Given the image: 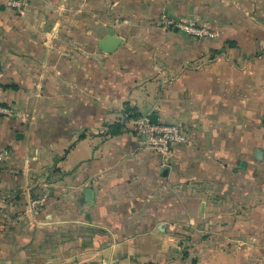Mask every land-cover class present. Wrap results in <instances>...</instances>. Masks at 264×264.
Returning <instances> with one entry per match:
<instances>
[{"label":"crops","instance_id":"obj_1","mask_svg":"<svg viewBox=\"0 0 264 264\" xmlns=\"http://www.w3.org/2000/svg\"><path fill=\"white\" fill-rule=\"evenodd\" d=\"M10 1L0 264H62L66 248L69 264H264V0ZM112 30L122 42L107 52ZM128 106L186 140L167 156L111 134Z\"/></svg>","mask_w":264,"mask_h":264},{"label":"built area","instance_id":"obj_2","mask_svg":"<svg viewBox=\"0 0 264 264\" xmlns=\"http://www.w3.org/2000/svg\"><path fill=\"white\" fill-rule=\"evenodd\" d=\"M22 0H11L10 4L21 7ZM184 29L195 35H213L206 26L200 27L193 23L183 25ZM0 114L12 115L13 110L0 105ZM130 130L138 138L141 145L150 147L164 155H171L172 147L177 142L186 140L182 127L175 123H151L146 116L131 120ZM3 155L0 154V158Z\"/></svg>","mask_w":264,"mask_h":264},{"label":"rangeland","instance_id":"obj_3","mask_svg":"<svg viewBox=\"0 0 264 264\" xmlns=\"http://www.w3.org/2000/svg\"><path fill=\"white\" fill-rule=\"evenodd\" d=\"M161 22L163 23V21H161ZM191 23H193L195 25H199L200 27L206 26L210 30V32L213 34V35H203V37H210V38H212L213 36L216 37L218 35V32L216 30H214L209 24H206V23L199 24V23H196V22H187V21L186 22H179V21L176 22V21H174L173 23H169V24L166 23L165 24V27L169 28L170 30H172L174 27H176L177 29H179L181 31L190 33L189 31H187L186 29L183 28L184 27L183 25L191 24ZM193 35H195V34H193ZM197 36H200V35H197ZM62 237H60V239H58V241H61L62 240L61 242H68V239H67L69 237L68 231L63 232ZM184 244H188V242H185L184 241ZM185 247L186 246H184V248ZM59 251H60V249H58V248L56 249L55 247H52L51 246L50 248H48V249L45 250L44 255H46V256L45 257H39V258H43V259H48V257L49 258H54L55 256H57V254H58ZM68 252L69 251H68L67 248L64 249V250H62V254H61V256L63 257V263L62 264H69V261H68L69 260ZM49 264H58V263L57 262H54V263L51 262ZM95 264H97V263H95ZM254 264H261V260L260 259L256 260V262Z\"/></svg>","mask_w":264,"mask_h":264},{"label":"water","instance_id":"obj_4","mask_svg":"<svg viewBox=\"0 0 264 264\" xmlns=\"http://www.w3.org/2000/svg\"><path fill=\"white\" fill-rule=\"evenodd\" d=\"M122 37L115 34V31L112 30L108 36H106L101 42V47L107 52L115 51L121 44ZM2 70V64H0V71ZM149 120L151 123L159 122L158 115L156 113H151L149 115ZM256 157L259 159L263 158V150H256ZM85 195L87 197V201L92 204L93 203V190L91 188L85 189Z\"/></svg>","mask_w":264,"mask_h":264},{"label":"trees","instance_id":"obj_5","mask_svg":"<svg viewBox=\"0 0 264 264\" xmlns=\"http://www.w3.org/2000/svg\"><path fill=\"white\" fill-rule=\"evenodd\" d=\"M229 43L232 46L236 44L232 40L231 41L229 40ZM0 85L2 87H6V88L7 87H12L14 89L17 87V85H15V84H4V83H0ZM127 116H128L127 119L125 121H123V122L122 121H116V122L110 124L109 127H110L111 134L117 135V134H120L125 129H128V128L130 129L131 125H130L129 121L131 119L140 117L141 116V113L138 112L135 108H132V107L128 106V108H127ZM164 123H171V122H164ZM175 124H177V123H175ZM183 252H184L183 253L184 255H188V253H189V251L186 248L184 249Z\"/></svg>","mask_w":264,"mask_h":264}]
</instances>
